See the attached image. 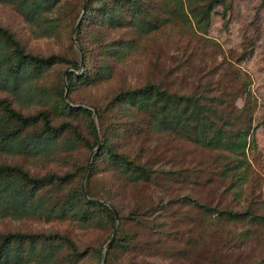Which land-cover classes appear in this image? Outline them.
Here are the masks:
<instances>
[{"label": "trees", "instance_id": "trees-1", "mask_svg": "<svg viewBox=\"0 0 264 264\" xmlns=\"http://www.w3.org/2000/svg\"><path fill=\"white\" fill-rule=\"evenodd\" d=\"M230 1L0 0L37 39L60 37L68 22L72 34L80 18L75 31L80 53L70 45L68 54L48 56L27 51L0 25V219L68 224L72 232L95 233L94 244L82 245L71 231L0 232V264H101L104 244L97 238L114 231L105 264H116L117 251L134 246L122 223L142 224L141 217L154 208L123 211L120 190L153 183L157 174L171 172L152 170L124 152L126 137L173 136L218 153L224 170L241 180L249 167L247 152L255 145L249 90L243 91L245 102L237 112L236 94L224 89L210 99L157 83L122 88L104 104H92L96 122L92 109L69 105L77 89L110 81L116 64L126 62L153 33L168 24H190L191 19L206 31L211 14L222 7L225 18ZM58 67L72 69L65 82ZM75 152L82 161L70 160ZM7 160L31 161L36 172ZM191 203L228 222L258 224L263 218Z\"/></svg>", "mask_w": 264, "mask_h": 264}, {"label": "rangeland", "instance_id": "rangeland-1", "mask_svg": "<svg viewBox=\"0 0 264 264\" xmlns=\"http://www.w3.org/2000/svg\"><path fill=\"white\" fill-rule=\"evenodd\" d=\"M153 1L159 4L166 0ZM230 4L225 18L222 7L215 9L206 31L192 19L187 25H166L150 35L126 62L116 64L110 81L73 93L74 103L69 105L92 109L94 122L92 104L100 106L117 90L146 83L210 99L224 89L238 98L235 112L242 108L245 92L251 93L250 135L255 145L247 152L249 167L240 181L233 172L224 170L218 153L170 135L126 137L122 142L123 151L137 161L171 174H157L153 183L120 190L123 211L137 206L154 209L141 217L142 224L122 223L121 229L133 238L134 246L125 253L117 251L116 264H264V5L261 0H231ZM79 21L72 34L68 22V30L60 37L37 39L10 7L0 5V25L11 30L27 51L42 56L68 54L70 45L80 53L75 41ZM57 71L65 82L72 69L58 67ZM97 150L90 154L86 166ZM77 158L80 155L75 152L70 160ZM7 161L36 172L31 161ZM51 165L58 167V163ZM38 168L43 170L44 165ZM191 201L263 218L258 224L228 222L204 213ZM56 230L71 231L82 245L94 244L95 233L72 232L68 224L0 219V232ZM112 236L96 237L98 244H104L101 264H105Z\"/></svg>", "mask_w": 264, "mask_h": 264}, {"label": "water", "instance_id": "water-1", "mask_svg": "<svg viewBox=\"0 0 264 264\" xmlns=\"http://www.w3.org/2000/svg\"><path fill=\"white\" fill-rule=\"evenodd\" d=\"M115 234V231L113 232V235ZM112 239H113V236H112Z\"/></svg>", "mask_w": 264, "mask_h": 264}]
</instances>
